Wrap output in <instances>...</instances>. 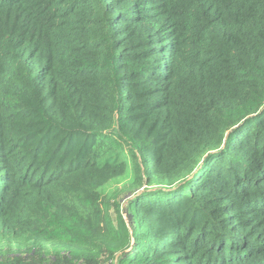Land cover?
I'll use <instances>...</instances> for the list:
<instances>
[{"label":"trees","instance_id":"1","mask_svg":"<svg viewBox=\"0 0 264 264\" xmlns=\"http://www.w3.org/2000/svg\"><path fill=\"white\" fill-rule=\"evenodd\" d=\"M0 264H264V0H0Z\"/></svg>","mask_w":264,"mask_h":264}]
</instances>
